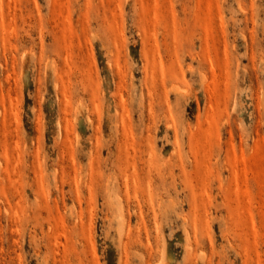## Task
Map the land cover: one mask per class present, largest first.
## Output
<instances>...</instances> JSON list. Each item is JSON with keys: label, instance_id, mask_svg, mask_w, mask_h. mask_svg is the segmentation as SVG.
Returning <instances> with one entry per match:
<instances>
[{"label": "rangeland", "instance_id": "374dc122", "mask_svg": "<svg viewBox=\"0 0 264 264\" xmlns=\"http://www.w3.org/2000/svg\"><path fill=\"white\" fill-rule=\"evenodd\" d=\"M0 264H264V0H0Z\"/></svg>", "mask_w": 264, "mask_h": 264}]
</instances>
